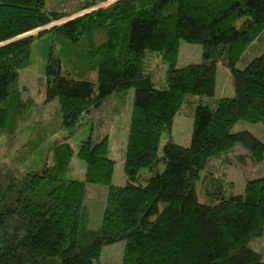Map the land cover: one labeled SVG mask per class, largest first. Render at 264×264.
<instances>
[{
  "label": "trees",
  "instance_id": "trees-1",
  "mask_svg": "<svg viewBox=\"0 0 264 264\" xmlns=\"http://www.w3.org/2000/svg\"><path fill=\"white\" fill-rule=\"evenodd\" d=\"M87 2L68 12L48 9L47 0H0V136L32 106L18 79L37 36H61L76 62L65 68L49 52L45 102L58 101L56 117L31 140L34 162L25 171H0V264H97L103 248L119 242L121 264H264L250 246L264 232V176L247 180L242 194L225 185L237 147L264 162L263 141L231 131L239 121L264 124V0H117L25 36L94 5ZM182 40L202 45L201 63L177 67ZM250 48L256 56L246 61ZM155 57L168 65L164 87L154 81ZM219 64L231 73L233 97L213 98ZM131 89L127 182L119 186L101 114ZM189 95L198 96L191 146L170 138L160 151ZM85 126L76 156L86 172L78 180L68 175L70 138ZM59 131L62 140L47 141L52 160L38 163L36 153ZM87 184L108 186L97 229L89 227Z\"/></svg>",
  "mask_w": 264,
  "mask_h": 264
},
{
  "label": "rangeland",
  "instance_id": "rangeland-1",
  "mask_svg": "<svg viewBox=\"0 0 264 264\" xmlns=\"http://www.w3.org/2000/svg\"><path fill=\"white\" fill-rule=\"evenodd\" d=\"M87 1L94 3L89 9L77 11L69 14L60 20H57L45 27L42 30H35L25 36H36L44 29L48 30L54 25H59L71 18H76L83 14L89 13L95 9L103 8L114 3L115 0H47V8L51 10H61L73 12L80 8ZM116 2V1H115ZM35 43L32 48V57L30 64L24 69L20 70L18 79L19 89L22 91L23 99L30 101L32 106H28L27 115L21 123L12 129V132H4L0 136V171H11L18 174L25 171L27 162H34L31 155H29V148L32 139H37L40 134V129L43 123H47L56 117V111L59 109L57 100L50 103L45 102V68L48 64V54L51 50L56 56L63 59L65 68L70 67V64L75 65L74 58L69 56L68 50L72 46H68V42L57 35L56 33L47 32L41 37L35 38ZM81 50V49H79ZM254 48H250L245 55L244 60H251L256 55L253 54ZM259 50V49H258ZM76 58V57H75ZM157 62L158 72L154 76V81L158 87L166 86V75L168 65L162 62L160 57H155ZM161 61V62H160ZM203 61V47L200 44L189 43L184 40L180 42L177 67L186 69L192 64L201 63ZM244 62L239 63V67H244ZM82 67V65H78ZM86 76L84 72L79 74ZM235 94L233 79L229 69L219 64L217 68L216 90L214 99L223 97H233ZM115 96V97H114ZM113 103L105 109L104 114L108 119L105 124V129L109 133V156L116 162L113 183L123 186L127 179L124 173V160L126 155L127 138L131 123V114L133 107L134 90L131 89L127 94H115ZM198 103V96L189 95L183 103L179 112L175 115L173 120V127L171 134L164 133L161 140L160 151L164 144L171 138L175 143L190 147L192 139V131L194 124L195 107ZM86 129H81L75 133L70 141L74 146L75 153L70 161L69 178L84 180L86 172V164L78 156L76 152L78 149V142L87 136L89 126ZM46 128V127H45ZM101 130L104 127L100 128ZM233 133L241 131H249L257 138L264 142V124L251 123L248 121H239L231 129ZM66 132L59 131L57 135L51 138H46L43 145L36 154L38 156L37 162L43 161L44 157L48 161L52 157H48L47 141L62 140V136ZM34 145H37L34 143ZM41 145V144H40ZM40 152V155L38 154ZM246 151L240 146L234 149L231 157L233 163L227 170L225 177V185L232 194H242L246 185V181L264 176V162L255 163L250 158H246ZM44 155V156H43ZM241 156V158H238ZM201 187L200 182L198 188ZM108 193V186L100 184H87L85 203L89 210V227L97 229L102 224V217L106 205ZM251 248L262 253L264 258V232L261 236L255 237L250 242ZM124 252V243L119 242L108 245L103 248L100 259L97 264H121Z\"/></svg>",
  "mask_w": 264,
  "mask_h": 264
},
{
  "label": "water",
  "instance_id": "water-1",
  "mask_svg": "<svg viewBox=\"0 0 264 264\" xmlns=\"http://www.w3.org/2000/svg\"><path fill=\"white\" fill-rule=\"evenodd\" d=\"M115 1H117V0H115ZM115 1H114V2H115ZM39 30H42V28H41V29H39Z\"/></svg>",
  "mask_w": 264,
  "mask_h": 264
},
{
  "label": "clouds",
  "instance_id": "clouds-1",
  "mask_svg": "<svg viewBox=\"0 0 264 264\" xmlns=\"http://www.w3.org/2000/svg\"><path fill=\"white\" fill-rule=\"evenodd\" d=\"M39 30V29H38Z\"/></svg>",
  "mask_w": 264,
  "mask_h": 264
}]
</instances>
